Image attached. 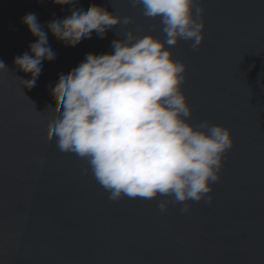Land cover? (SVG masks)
<instances>
[{
  "label": "water",
  "instance_id": "obj_1",
  "mask_svg": "<svg viewBox=\"0 0 264 264\" xmlns=\"http://www.w3.org/2000/svg\"><path fill=\"white\" fill-rule=\"evenodd\" d=\"M134 23L116 25L100 38L75 46L57 40L47 23L71 14L52 0H0V264H264V0H198L204 8V40L171 46L186 65L181 88L192 109L190 123L208 121L231 131L211 204H169L140 197L109 199L87 161L45 140L58 113L51 95L61 74L86 54L111 53L113 40L131 29L163 40L159 19L146 18L130 0H74ZM35 13L56 53L31 78L14 57L36 42L21 22Z\"/></svg>",
  "mask_w": 264,
  "mask_h": 264
},
{
  "label": "clouds",
  "instance_id": "obj_2",
  "mask_svg": "<svg viewBox=\"0 0 264 264\" xmlns=\"http://www.w3.org/2000/svg\"><path fill=\"white\" fill-rule=\"evenodd\" d=\"M72 5L71 14L47 23L51 34L71 47L93 32L104 38L116 25L134 23L106 7L90 4L74 7V0H52ZM143 15L159 19L164 39L136 36L128 29L113 40L111 53H88L84 61L61 74L51 95L58 115L47 125L45 140L57 138L61 152L74 153L87 161L96 181L109 199L123 197L160 200L163 212L171 204L188 201L211 204L212 184L219 181L224 154L233 147L230 129L201 121L190 123L192 109L182 91L186 65L175 60L171 46L191 41L198 49L206 27L204 8L198 0H130ZM21 22L36 42L29 51L14 57V65L31 78L21 80L32 88L42 71V61H53L56 53L48 43L35 13ZM0 60V71L6 70Z\"/></svg>",
  "mask_w": 264,
  "mask_h": 264
}]
</instances>
